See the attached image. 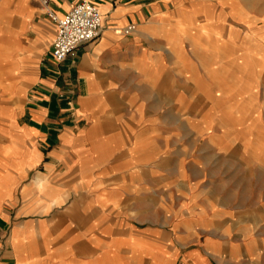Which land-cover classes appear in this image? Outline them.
Masks as SVG:
<instances>
[{"label": "crops", "instance_id": "crops-1", "mask_svg": "<svg viewBox=\"0 0 264 264\" xmlns=\"http://www.w3.org/2000/svg\"><path fill=\"white\" fill-rule=\"evenodd\" d=\"M94 3L100 36L55 66L40 1L0 0V264H264V181L227 178L264 174L258 136L188 117L223 91L222 34L240 51L235 25L262 31L264 13Z\"/></svg>", "mask_w": 264, "mask_h": 264}, {"label": "rangeland", "instance_id": "rangeland-1", "mask_svg": "<svg viewBox=\"0 0 264 264\" xmlns=\"http://www.w3.org/2000/svg\"><path fill=\"white\" fill-rule=\"evenodd\" d=\"M251 2L257 13H264V0H251ZM235 27L241 33L240 42L246 44H241L240 51H238L237 47L235 46V48L230 43V37L232 36L230 28L221 36L226 61L217 66L223 68L221 71L223 74L221 78L224 81L223 91L218 92L215 99L213 97L207 101L206 105L197 103L196 107L198 106V109H193L188 117L198 121L205 119L213 124L211 125L214 130L222 128V122L225 129L227 123L237 122L238 127L235 134L243 137L257 135L259 139V142H257L258 148L262 149L264 148V27L261 28L262 31L258 29L255 32H248L244 25L239 24ZM248 39L250 44H247ZM48 60L50 61L49 58ZM236 70L243 77L236 79ZM216 123H219V125ZM176 128L183 129V126L177 125ZM200 143H202V140ZM248 143L251 144V141ZM252 147L250 146L249 149L251 150ZM246 160L251 163L250 157ZM259 160L264 162V157ZM223 163H227L226 158H224ZM257 164L258 162L255 166L253 165L252 169L258 167ZM245 172H238L233 176H227V178L244 176L248 180V177L259 176L261 181H264V174L257 169L254 172ZM230 178L228 179L230 180ZM224 184L229 185V182L225 181Z\"/></svg>", "mask_w": 264, "mask_h": 264}, {"label": "built area", "instance_id": "built-area-1", "mask_svg": "<svg viewBox=\"0 0 264 264\" xmlns=\"http://www.w3.org/2000/svg\"><path fill=\"white\" fill-rule=\"evenodd\" d=\"M47 17L56 25V35L51 42L49 59L59 66L74 55L79 45L94 41L100 36L102 20L94 0H77L63 15L59 16L49 8V0H39ZM125 29V33L132 30ZM59 98L63 93H58ZM67 105L73 108V102L67 98ZM8 264H15L10 262Z\"/></svg>", "mask_w": 264, "mask_h": 264}]
</instances>
